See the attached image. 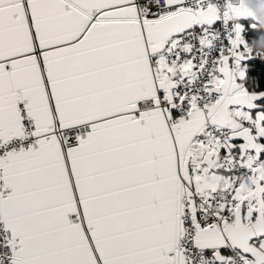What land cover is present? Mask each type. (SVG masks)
Instances as JSON below:
<instances>
[{
  "label": "snow or ice",
  "instance_id": "6c2138e0",
  "mask_svg": "<svg viewBox=\"0 0 264 264\" xmlns=\"http://www.w3.org/2000/svg\"><path fill=\"white\" fill-rule=\"evenodd\" d=\"M0 264H264L245 0H0Z\"/></svg>",
  "mask_w": 264,
  "mask_h": 264
},
{
  "label": "crops",
  "instance_id": "0c3cea01",
  "mask_svg": "<svg viewBox=\"0 0 264 264\" xmlns=\"http://www.w3.org/2000/svg\"><path fill=\"white\" fill-rule=\"evenodd\" d=\"M258 6H259L258 0H245V7L251 13V15L255 17L256 19H258V17H257V12L255 11V9Z\"/></svg>",
  "mask_w": 264,
  "mask_h": 264
},
{
  "label": "clouds",
  "instance_id": "9594fccd",
  "mask_svg": "<svg viewBox=\"0 0 264 264\" xmlns=\"http://www.w3.org/2000/svg\"><path fill=\"white\" fill-rule=\"evenodd\" d=\"M259 6L255 9L261 25H264V0H258Z\"/></svg>",
  "mask_w": 264,
  "mask_h": 264
}]
</instances>
